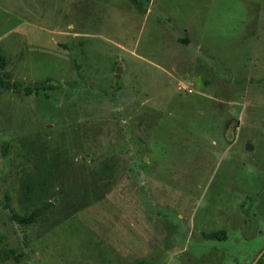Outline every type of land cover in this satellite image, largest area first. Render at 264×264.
I'll use <instances>...</instances> for the list:
<instances>
[{
  "label": "rangeland",
  "instance_id": "obj_1",
  "mask_svg": "<svg viewBox=\"0 0 264 264\" xmlns=\"http://www.w3.org/2000/svg\"><path fill=\"white\" fill-rule=\"evenodd\" d=\"M0 47L12 82L57 87L0 90V264L258 258L264 0H0Z\"/></svg>",
  "mask_w": 264,
  "mask_h": 264
},
{
  "label": "trees",
  "instance_id": "obj_2",
  "mask_svg": "<svg viewBox=\"0 0 264 264\" xmlns=\"http://www.w3.org/2000/svg\"><path fill=\"white\" fill-rule=\"evenodd\" d=\"M179 42L185 46L190 45L191 40L188 35L185 36L184 39H179ZM8 58L3 52L2 48L0 47V90H4L7 92H14L17 90H23L25 96H32L36 95L38 97L43 96L47 99H51L50 94L48 93L49 90H56L57 87L50 85L51 79H47L43 82L36 83L34 86H26L24 82H12L10 80V76L8 73ZM76 68L79 69L80 65L76 61ZM204 85H208L209 83L207 81H203ZM121 88V85H119V89ZM11 201L10 196H6V202L5 209L9 211L10 213V220L19 225L20 227H25L32 225L38 221V218L40 216V209H36L30 214H19L14 208H12L9 204ZM48 204H43L44 207H46ZM203 240L205 241H219V242H225L229 239V232L227 230H220V231H213L210 233L203 232L201 234ZM12 255L15 260V264H24L23 254H17L15 251H12ZM145 260L140 262V264H146ZM263 261L261 260L258 262V264H262Z\"/></svg>",
  "mask_w": 264,
  "mask_h": 264
},
{
  "label": "water",
  "instance_id": "obj_3",
  "mask_svg": "<svg viewBox=\"0 0 264 264\" xmlns=\"http://www.w3.org/2000/svg\"><path fill=\"white\" fill-rule=\"evenodd\" d=\"M120 74H121V70L118 69L117 75H120ZM194 83L196 84L197 88H202L203 81L201 78H196L194 80ZM247 150L248 151L253 150V148L250 144H248ZM263 254H264V250L261 252V254L258 256V258L252 264H257V262L259 261V259L262 257Z\"/></svg>",
  "mask_w": 264,
  "mask_h": 264
},
{
  "label": "built area",
  "instance_id": "obj_4",
  "mask_svg": "<svg viewBox=\"0 0 264 264\" xmlns=\"http://www.w3.org/2000/svg\"><path fill=\"white\" fill-rule=\"evenodd\" d=\"M191 92V91H190Z\"/></svg>",
  "mask_w": 264,
  "mask_h": 264
}]
</instances>
